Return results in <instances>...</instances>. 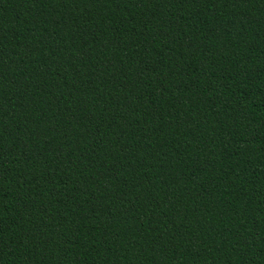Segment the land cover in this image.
I'll return each instance as SVG.
<instances>
[{"label":"trees","instance_id":"1","mask_svg":"<svg viewBox=\"0 0 264 264\" xmlns=\"http://www.w3.org/2000/svg\"><path fill=\"white\" fill-rule=\"evenodd\" d=\"M0 264H264V0H0Z\"/></svg>","mask_w":264,"mask_h":264}]
</instances>
